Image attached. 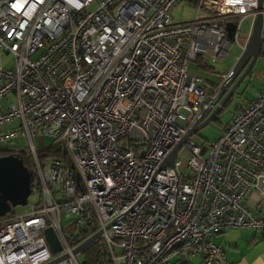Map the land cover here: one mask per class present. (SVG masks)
<instances>
[{
    "label": "built area",
    "instance_id": "2783aa9c",
    "mask_svg": "<svg viewBox=\"0 0 264 264\" xmlns=\"http://www.w3.org/2000/svg\"><path fill=\"white\" fill-rule=\"evenodd\" d=\"M180 1L0 0V52L14 59L0 61V149L27 152L38 191L26 213L0 216V264H82L64 217L79 234L101 231L109 264H170L177 254L232 264L213 235L264 229V78L206 157L189 137L174 166H162L219 103V83L189 75V62L224 58L233 39L244 50L264 4L189 1L194 18L178 23L171 12ZM19 138L25 150L9 146Z\"/></svg>",
    "mask_w": 264,
    "mask_h": 264
},
{
    "label": "rangeland",
    "instance_id": "374dc122",
    "mask_svg": "<svg viewBox=\"0 0 264 264\" xmlns=\"http://www.w3.org/2000/svg\"><path fill=\"white\" fill-rule=\"evenodd\" d=\"M89 9H95V3L89 6ZM172 19L174 22H182V21H189L194 18L195 15V7L192 2L189 1H180L177 3L174 8L172 9ZM252 18L247 17L241 21L239 26L240 34L242 38L246 35L248 30L251 27ZM241 37L238 39L239 42L244 43V38ZM262 39H264V15H263V28H262ZM232 44L229 47L227 54L222 59H217L216 61H209L205 59L203 62L205 65L200 64L197 61H190L188 64V74L201 77L203 79L210 80L214 83L220 81V77L224 74H227L231 68L236 63V56L241 54L242 49L237 45V42L233 39L231 40ZM4 58L1 60L2 63L6 67H11L14 64V59L11 56L5 55ZM264 78V46L262 47L259 56L257 57L253 67L251 68L250 72L241 80L239 85L234 90L232 97L228 100L223 107L220 108V111L216 115L214 119H212L208 124L201 127L197 130L195 134L190 136V140L199 145L201 147V155L206 157L209 150H210V143L215 140L217 137L220 136L221 132L223 131V127L230 121L232 115L235 113L233 112V107L235 104H245L249 102L254 96L259 92L261 82ZM184 116H187L189 113L185 110H180ZM183 123V122H182ZM36 144L39 147L46 146L49 144L50 139L48 137L45 138H36ZM0 146H6L4 144H0ZM9 146L25 150L26 149V141L22 138L15 139ZM189 151L186 147H183L182 150L178 154V158L181 160L180 170L187 172V162H188ZM37 189L34 190L32 194L28 197V204L24 206H16L13 207L11 213L13 214H24L29 210L30 204H33L37 200ZM74 218H65L63 219V231L65 236L72 241L73 243H81L82 236L79 232L75 231L72 227V222ZM89 237V236H88ZM87 237V238H88ZM85 240V239H84ZM180 256H182L180 254ZM184 258L188 261L187 264H192L196 261V256H188L186 255ZM82 258V256H81ZM181 263V262H180ZM178 263V264H180Z\"/></svg>",
    "mask_w": 264,
    "mask_h": 264
},
{
    "label": "water",
    "instance_id": "95a60500",
    "mask_svg": "<svg viewBox=\"0 0 264 264\" xmlns=\"http://www.w3.org/2000/svg\"><path fill=\"white\" fill-rule=\"evenodd\" d=\"M188 1L193 2L194 0ZM263 4L264 0H257L258 9H262ZM262 28L263 15L259 12L253 21L244 50H242L231 70L219 83V89L215 98V103L219 101L218 105L213 110H204L198 115L180 142L172 149L162 166H174L176 153L183 142L216 117L220 108L230 99L241 80L250 72L261 51ZM225 29L227 31V37L233 39L235 24L226 23ZM227 88L229 89L226 92ZM236 106L237 104L234 105L233 112H235ZM31 190V172L23 163L21 156L15 153L0 156V216L10 213L13 207L26 205ZM100 233L101 231H97L83 240L75 248V252L81 253L88 245L99 238ZM44 234L52 252L55 253L59 251L61 248L54 231L51 228H47ZM59 259H61V257L48 264H52Z\"/></svg>",
    "mask_w": 264,
    "mask_h": 264
},
{
    "label": "crops",
    "instance_id": "0c3cea01",
    "mask_svg": "<svg viewBox=\"0 0 264 264\" xmlns=\"http://www.w3.org/2000/svg\"><path fill=\"white\" fill-rule=\"evenodd\" d=\"M249 31L250 29L248 32ZM4 57V53L0 52V61ZM237 58L238 55L235 58L236 61ZM225 75L226 74L220 77V81ZM220 81L217 82V84L220 83ZM212 240L223 246L225 254L232 264H264V229L229 228L219 234L213 235ZM184 258L187 257L177 254L174 256L170 264H178L180 262V264H187L188 261ZM192 264H203L202 258L196 256V261Z\"/></svg>",
    "mask_w": 264,
    "mask_h": 264
},
{
    "label": "trees",
    "instance_id": "16d2710c",
    "mask_svg": "<svg viewBox=\"0 0 264 264\" xmlns=\"http://www.w3.org/2000/svg\"><path fill=\"white\" fill-rule=\"evenodd\" d=\"M198 62H200V64L203 63V65H205L202 58L198 59ZM12 152L21 156L23 163L25 164V166H27V168L31 172V189H33V192H34V190L36 189L35 188L36 182H35V177H34V174L32 172L31 166H30V161L28 158L29 156H28L27 152H25V151L14 152L11 150H9V151L0 150V156L7 155V154L12 153ZM52 152H53V154H57V153H55V151H52ZM49 153H51V151H49ZM91 231L81 230L80 235L82 236V241L91 235ZM81 256H82V264H109L107 250L105 248V245H104L102 239H100V238L93 241L90 245H88L81 252Z\"/></svg>",
    "mask_w": 264,
    "mask_h": 264
},
{
    "label": "flooded vegetation",
    "instance_id": "af4514ba",
    "mask_svg": "<svg viewBox=\"0 0 264 264\" xmlns=\"http://www.w3.org/2000/svg\"><path fill=\"white\" fill-rule=\"evenodd\" d=\"M263 46H264V39H262L261 49H262ZM243 69H244V68H243ZM243 69H242V71H243ZM242 71H241V72H242ZM235 80H236V79H235ZM235 80H234V81H235ZM230 86H231V85H230ZM228 89H229V88H227L226 92L228 91ZM233 93H234V92H233ZM231 97H232V96H231ZM231 97H230V98H231ZM229 100H230V99H229ZM239 107H240V106H239V104L237 103L236 109H235L234 111L236 112V111L239 109ZM0 150H7V151H9L10 149H0ZM12 153H13V152H12ZM9 154H10V153H9Z\"/></svg>",
    "mask_w": 264,
    "mask_h": 264
},
{
    "label": "bare ground",
    "instance_id": "6f19581e",
    "mask_svg": "<svg viewBox=\"0 0 264 264\" xmlns=\"http://www.w3.org/2000/svg\"><path fill=\"white\" fill-rule=\"evenodd\" d=\"M9 213H7L6 215H8ZM6 215H4V216H6Z\"/></svg>",
    "mask_w": 264,
    "mask_h": 264
}]
</instances>
